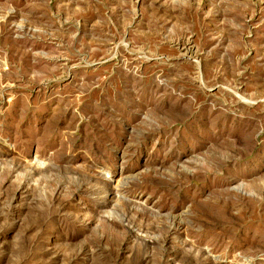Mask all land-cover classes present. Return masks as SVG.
Segmentation results:
<instances>
[{
    "label": "rangeland",
    "instance_id": "obj_1",
    "mask_svg": "<svg viewBox=\"0 0 264 264\" xmlns=\"http://www.w3.org/2000/svg\"><path fill=\"white\" fill-rule=\"evenodd\" d=\"M0 264H264V0H0Z\"/></svg>",
    "mask_w": 264,
    "mask_h": 264
}]
</instances>
